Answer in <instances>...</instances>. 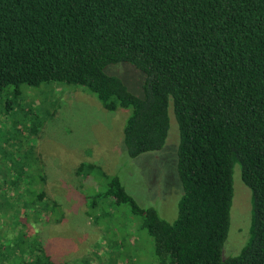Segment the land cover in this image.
Here are the masks:
<instances>
[{
	"label": "trees",
	"instance_id": "trees-1",
	"mask_svg": "<svg viewBox=\"0 0 264 264\" xmlns=\"http://www.w3.org/2000/svg\"><path fill=\"white\" fill-rule=\"evenodd\" d=\"M119 63L144 74L143 98L105 72ZM52 83L83 87L110 112L130 109L131 158L165 147L172 102L183 187L176 220L140 206L105 172L91 208L102 197L129 206L157 264H264V0H0V90L14 86L17 96L23 85ZM30 158L0 173V264H57L38 227L61 223L62 207ZM236 165L253 192L251 237L224 260ZM96 171L82 163L76 175Z\"/></svg>",
	"mask_w": 264,
	"mask_h": 264
},
{
	"label": "rangeland",
	"instance_id": "rangeland-1",
	"mask_svg": "<svg viewBox=\"0 0 264 264\" xmlns=\"http://www.w3.org/2000/svg\"><path fill=\"white\" fill-rule=\"evenodd\" d=\"M105 72L144 97L145 76L132 65H109ZM15 91L14 86L0 90V173L13 172L11 163L21 164L29 154L34 172L47 174L46 192L61 205L64 215L59 224L38 227L53 261L157 264L154 241L129 206L102 197L91 208L87 199L105 192L108 182L101 174L105 172L119 176L140 206L155 208L171 223L176 220L183 187L177 167L180 131L172 102L165 147L131 158L124 144L130 109L110 112L94 95L74 85H23L17 96ZM82 163L95 164L101 171L78 177ZM253 209V192L242 180L241 166L236 165L224 260L238 256L248 244Z\"/></svg>",
	"mask_w": 264,
	"mask_h": 264
}]
</instances>
